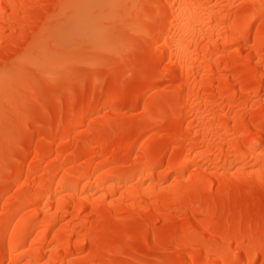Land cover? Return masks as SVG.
Instances as JSON below:
<instances>
[{"label": "bare ground", "instance_id": "6f19581e", "mask_svg": "<svg viewBox=\"0 0 264 264\" xmlns=\"http://www.w3.org/2000/svg\"><path fill=\"white\" fill-rule=\"evenodd\" d=\"M136 3L167 9L151 39L131 7H73ZM173 5L195 6L186 23ZM90 38L127 51L92 53L106 64L83 63L67 98L29 107L0 181V264H264V0H0V73Z\"/></svg>", "mask_w": 264, "mask_h": 264}, {"label": "snow or ice", "instance_id": "6c2138e0", "mask_svg": "<svg viewBox=\"0 0 264 264\" xmlns=\"http://www.w3.org/2000/svg\"><path fill=\"white\" fill-rule=\"evenodd\" d=\"M54 8H65L66 5H53ZM75 8L81 9H96L108 7H120L137 10L139 13L138 22L135 27L142 31L150 39L153 34L159 30V25L163 19L166 18L167 9L162 8L158 4H144L136 3L132 5H107V4H82L74 5ZM195 7L193 5H180L179 7L173 5L172 16L181 24L186 23L188 19V11ZM155 9V11H151ZM55 18V17H53ZM151 27L146 28L145 25ZM52 29V25H48ZM54 30V29H52ZM164 38L163 35L155 39L158 45L160 39ZM91 46L88 51L76 56L68 51L69 47L75 45H65L58 42L56 44L57 51L51 53L45 50L42 55L35 54L31 49H26L25 53L14 60L11 64H6L2 73H0V81L3 82L4 95H5V137L14 146V149H19L25 134L30 130V115L27 105L15 103L14 96H22L21 89L28 90L34 82V72L44 73L50 78L57 76L72 74L76 71V65L86 63L88 61H96L100 66H104L106 61L103 57L92 55V53L103 52L115 55H122L127 49H114L109 47L104 41L97 38H90ZM163 66V65H161ZM54 69L55 71H49ZM11 109V115H10ZM22 151V149H21Z\"/></svg>", "mask_w": 264, "mask_h": 264}, {"label": "rangeland", "instance_id": "374dc122", "mask_svg": "<svg viewBox=\"0 0 264 264\" xmlns=\"http://www.w3.org/2000/svg\"><path fill=\"white\" fill-rule=\"evenodd\" d=\"M119 31L122 32L120 41L126 42L127 44L131 45L132 42L128 40L126 29L121 28ZM57 50L58 49L56 48L55 51ZM68 51L72 52L76 56H79L85 52V48H83L81 45L75 44V47H69ZM124 63L126 62L125 61H111L108 69L116 65H119V64L123 65ZM75 67H76V71L74 73L58 76L59 78L55 85L50 86L49 85L50 82H48L47 80L41 81V82L34 81L35 83H32L31 87L28 90L22 91V96H16V103L27 105V107L29 108L33 106L32 103L34 102L35 99H38L40 102H43L50 95L54 97L55 100H61V99L63 100L67 98L70 95L69 88L71 87V85L72 84L75 85L76 83L80 82L81 80H83L84 78L88 76L87 70H89V67L84 66L83 63L78 64ZM132 69H135V68H132L131 66H127L125 68L126 70L125 72H128L129 70H132ZM49 71H55V70L49 69ZM86 93H87V90L84 91L79 97L84 96ZM91 106L92 104L83 108V112L88 111L91 108ZM103 112H104V109L99 110V113H97L96 116H101ZM10 115H11V111H10ZM4 117H5V114H3V116L0 118V181H2L5 177H7L10 172V170H7V166L5 167V164H4L5 156L8 153H12L16 150L14 149V146L10 143V141L7 140L5 137V118ZM32 118H33V113L32 115H30V120ZM84 128L85 126L79 127L76 131L72 133V135L83 131ZM119 154L120 152L118 151L116 155H119ZM63 156H65V154ZM94 158L96 159V156Z\"/></svg>", "mask_w": 264, "mask_h": 264}]
</instances>
